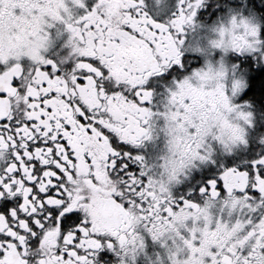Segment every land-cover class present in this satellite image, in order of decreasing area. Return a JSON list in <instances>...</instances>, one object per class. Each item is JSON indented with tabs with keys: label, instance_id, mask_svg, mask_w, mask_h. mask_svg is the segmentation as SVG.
Returning <instances> with one entry per match:
<instances>
[{
	"label": "snow or ice",
	"instance_id": "obj_1",
	"mask_svg": "<svg viewBox=\"0 0 264 264\" xmlns=\"http://www.w3.org/2000/svg\"><path fill=\"white\" fill-rule=\"evenodd\" d=\"M0 264H264V0H0Z\"/></svg>",
	"mask_w": 264,
	"mask_h": 264
}]
</instances>
